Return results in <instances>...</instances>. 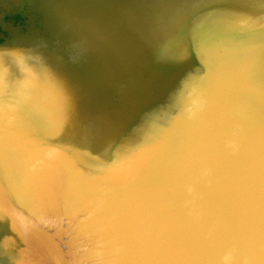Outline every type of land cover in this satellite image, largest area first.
<instances>
[{"label": "water", "instance_id": "1", "mask_svg": "<svg viewBox=\"0 0 264 264\" xmlns=\"http://www.w3.org/2000/svg\"><path fill=\"white\" fill-rule=\"evenodd\" d=\"M0 264H264V0H0Z\"/></svg>", "mask_w": 264, "mask_h": 264}]
</instances>
